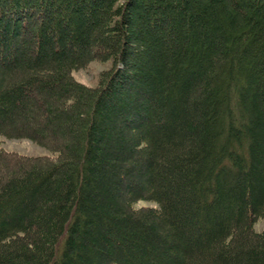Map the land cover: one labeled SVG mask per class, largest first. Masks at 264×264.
Listing matches in <instances>:
<instances>
[{
  "label": "trees",
  "instance_id": "trees-1",
  "mask_svg": "<svg viewBox=\"0 0 264 264\" xmlns=\"http://www.w3.org/2000/svg\"><path fill=\"white\" fill-rule=\"evenodd\" d=\"M261 219L264 0H0V264H264Z\"/></svg>",
  "mask_w": 264,
  "mask_h": 264
},
{
  "label": "rangeland",
  "instance_id": "rangeland-1",
  "mask_svg": "<svg viewBox=\"0 0 264 264\" xmlns=\"http://www.w3.org/2000/svg\"><path fill=\"white\" fill-rule=\"evenodd\" d=\"M111 62L101 63L98 61H93L89 63L86 67L73 72L74 78L89 87H96L99 83L101 74L110 69ZM1 146L8 152H13L16 154H22L27 156H39L47 154V151L40 147L39 145L33 143L26 139H1ZM145 205V204H139ZM255 229L257 231L264 230V219L259 220L255 224Z\"/></svg>",
  "mask_w": 264,
  "mask_h": 264
}]
</instances>
